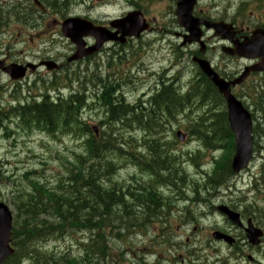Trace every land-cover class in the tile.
Here are the masks:
<instances>
[{"label": "rangeland", "instance_id": "1", "mask_svg": "<svg viewBox=\"0 0 264 264\" xmlns=\"http://www.w3.org/2000/svg\"><path fill=\"white\" fill-rule=\"evenodd\" d=\"M54 1L57 3V5L59 4V2L61 3V1L64 2V0H54ZM93 1L94 0H70L71 5L67 8V10L61 9L62 12L57 13L51 8H46V10H43L42 8L41 9L36 8L32 0H27V1L0 0V9H1L0 23L2 21L1 14L3 13V11L13 10L14 6H19V5L27 6L28 10H30L31 8V10L35 12V14L33 13V17H36L34 18V20L27 22L25 21V19L21 18L20 16L19 18H17L16 14L18 13H14L9 17V23L7 24L4 23L5 26H2L0 24V55L4 54L13 62H17V61L24 62V60H30V61L36 60V62H39L44 60L46 56H51L52 58H60L63 55L66 56L71 51L72 48L70 45L71 42L65 39L60 33L59 22L63 20L61 18L62 13L66 12L67 14L85 15L84 13L88 12L89 13L88 15H90L88 17L94 19H101L103 18L104 14H109L110 16L111 15L120 16L122 13H124V11H128V9H130L129 7L130 0H108V3L113 5L112 6L109 5L103 9L102 7L104 6L92 7L91 3ZM131 1L137 4H139V2L143 3V5H145L146 9L149 11L148 13L149 16L152 17L155 22H157V24L155 23V29L152 33L148 34L141 41H135L134 43L132 42L131 48L135 53H137V55L135 57L132 55H128L125 59H128V61L131 62L126 64L122 62V65H120L121 67H119L120 77L127 80L128 82V85H126L123 88L122 92H124L125 90V93L127 95L126 99L130 103H134L138 97L137 95L141 94L142 89L149 90L152 88L153 82L156 81V79H158L159 77L158 74H161V72L166 70L169 71L171 74H179V73L184 74L186 72V65H189L188 67L193 71L195 70V68L193 67L191 60L187 56H184L185 57L183 59L184 62L181 61L180 63L176 64L175 58L177 55V51L178 53L180 51L177 49L175 50V46L181 45L182 42L179 36V33L182 32V29L178 26L175 15L177 0H156L154 3H149L148 0H145V2L143 0H131ZM243 1L245 0H199V4L197 5L196 11L200 15H207L215 19L219 17L230 19L233 15L234 16L236 15L238 8ZM247 1L250 2V7L248 8V11L258 12L257 10L258 6L256 0H247ZM1 3L4 4L3 8L1 7ZM170 5H172L173 7L170 8ZM228 6L231 9H225V7L227 8ZM10 7L12 8L9 9ZM241 8L242 9L244 8L243 4ZM11 23L12 26L10 27ZM18 33L21 35L20 39L17 38L19 35ZM209 39L213 40V37L210 36ZM18 40L19 42H17ZM204 43L207 44L206 42ZM199 49L201 48H198V50ZM93 59L85 61L82 64L79 63L77 65L70 66V69L65 74L68 76V79L71 81L70 82L71 85L69 86H72V88L74 89H79L82 87H88V86L90 87L93 85L94 83L93 81L87 80L85 78V70L88 67H90L89 74L98 72L97 69H95L94 72L95 61H93ZM134 59L138 61L136 62L134 61ZM97 62L101 63L102 66L101 73L103 77L105 75V72H107V67H105L107 61L106 60L104 61V59L99 58ZM134 62L136 63H135V67L133 66L134 67L133 68L132 65L134 64ZM233 62L236 63L235 61ZM150 73H154V74L158 73V74L153 76ZM51 75L52 74H47V77L45 78L53 81L54 78L50 77ZM147 76L149 77L153 76L155 79H153V77L151 78V80L146 79ZM187 77L188 76L184 78L185 80L183 79V76L179 77V80L180 78L181 80H183L182 82L184 86H186ZM37 79H38L37 76H31L30 80H28L25 84L18 86L17 83L11 81L9 77L1 76L0 79L1 105L4 107H9L10 104L8 103V101L10 99L24 98V97H29L31 95L38 96L41 95L44 91H47L48 89H45L46 87H44V83L41 81L37 82L36 86L34 85V81H37ZM137 82H142V85L137 86ZM48 83L50 84L51 81ZM61 85L66 86L67 81L63 80ZM55 86L58 87L60 85L56 84ZM51 94L53 95V93ZM91 94H93V92ZM156 98L161 99V97H156ZM154 99L155 98L149 101L151 102V105H154ZM88 104L91 106L85 108L83 113L85 116L84 119H86L89 123L91 122L94 126H97L98 122L103 118L102 116L104 112L101 107L98 108L99 105L96 104L94 100L89 101ZM263 106L264 104L262 105V107ZM173 107L177 108L176 105ZM247 108L253 114L255 125L257 127L258 124H260L261 118H264V115L262 113H259L256 110V106L254 105H247ZM5 110L7 109L6 108L3 109L4 115L8 114L9 117L4 119L5 116L3 115V113H1V117H3V119H0L1 121L0 122V170L3 176H5L0 186V200L6 202L13 210V213L16 214L17 211L15 208V203L17 202L16 197L19 194H17L18 192L17 190H15V188L18 187L21 190L28 185V179L25 177V174L32 171H37L38 174L36 175L30 173L29 178L31 177L35 178L36 176H39L42 182L44 183L46 182L48 186L53 187L57 184L58 174L64 171L66 161L73 159V153L80 152L81 147L78 148L80 143L74 140L70 136L56 135L54 133H49L47 131H42L39 129H31V130L23 129L18 121H17L18 124H16V122L14 121L17 120L16 117L14 115H10L11 112H9L8 110L7 111ZM196 110L190 112L188 111L183 115H179L177 118V122H175V125L171 128V132H169L168 138H165L163 142L172 143L174 141L173 139L175 138L173 132H176L177 130H181L183 133L187 135V138H189L191 135L188 127L190 121L194 119H198L199 116L202 115V112L204 111L203 108H198ZM180 112H181V108L178 110V114ZM151 113L157 117L156 119H161L159 117L163 116V114L160 112L156 113L151 110ZM155 113L158 114L159 117ZM115 120L116 119H114V121ZM8 123H10V127L7 129L4 127V125L7 126ZM135 128L136 130L133 132V134L135 137H137L139 145L142 146L140 147L142 148V150L140 148L138 150L135 149V152L138 151L137 153L145 154L146 153L145 147L143 148V145L140 144V142L144 143L143 132H145V130L143 131L141 127H137V126H135ZM155 132L159 135V137L166 135L165 131H162V128L159 127L155 129ZM120 133L121 135L122 134L128 136L131 135V132H126V130H122V129L120 130ZM174 142L176 144V140ZM259 143L261 145H264V143L262 142ZM181 144L178 146V149H181L182 151L188 150L191 154L197 148V143L192 142L190 139H188L186 143H181ZM221 154L222 152H220L218 155ZM211 159L212 158L210 154H206L204 157L201 158V161L202 163H209L210 161H212ZM262 162H263L262 156L257 153L253 159L252 165H250L251 167L249 166V169H247L239 176L230 177L227 182H230L231 184L234 183L239 189H241L242 192H247L250 181L249 179L252 177L253 174H255L257 170H259ZM130 164L132 163L125 162V165L118 166L114 178L116 181L118 180L117 182L120 185L129 184L132 181V177L135 176L143 178L144 180L149 179V176L147 177L146 175H141V171L137 170L135 166ZM186 169L187 171H189L192 177H194L195 179L196 178L200 179L199 176L193 175L196 174L197 172V168L195 166H190L188 164ZM217 186L218 183H214L213 187L217 188ZM217 189L220 191L219 188ZM192 190H193L192 188L186 189L185 186H182L183 194L190 195L191 192L188 191H192ZM242 194L243 193H241L240 195L234 193L232 194L215 193V195L210 197L208 195V192L206 191L202 193L203 197L207 198L204 201L191 199L189 202H186L185 204H180L179 205L180 209H182V205H185V207L191 209V211L193 212L192 216L195 217L194 218L195 220H190L191 222L190 221L185 222L186 225L181 227V229L179 230L181 235V236L179 235V240L181 241V243H185V239H188L187 236L191 237L190 242L199 239L198 235L200 234V231H194L195 229L194 227L197 226L198 224L202 225L205 228L207 227V229L209 228L215 229L216 226H218L217 227L218 229L233 230L232 224L230 223L231 221L222 220L219 217V215H217V213H215L213 210L208 208L207 204L213 202L216 204L226 203L229 205H234L241 201L240 196H242ZM234 197L236 198L234 199ZM254 200L255 197L253 196L251 198L252 203H254ZM256 200L258 206L264 208V194H260L258 198H256ZM248 206H250V204H248ZM241 207L242 210H245L247 206L243 205ZM188 213L186 215H191V212ZM195 214L197 217L195 216ZM198 214L200 217H198ZM254 215L257 214L254 213ZM201 218H203V220ZM174 220H172V224L174 225V228L172 229L169 226V232L171 235H169L170 237L168 236V239L170 238L173 241L178 239L177 237L173 236V234L178 228L176 222L179 221L178 219L177 220L174 219ZM195 221L197 222V224ZM200 221L202 223H200ZM143 227L147 229L146 224H143ZM155 229L157 230L156 226L153 225L152 228L150 229V232L152 234L150 236V239L152 238L154 240L153 235ZM117 232L118 230L115 229L114 236L112 239H113V244L115 245L113 247V252H114L113 255L117 258L118 264L120 263V258L116 256V252L118 251L120 252L122 250H124V253L126 254L125 260H123L125 264H169L168 262L163 260V257H166V254L163 251V247L162 246L153 247L151 245L153 240H150L149 236H147L146 234L137 232V236L136 235L134 236V234H130L127 237L126 235L119 236ZM237 233L239 234L240 232ZM85 235L87 234L82 233L81 231H76V233H72L71 235H65L64 237L40 241L39 242L40 245H38V247L42 245V247L45 248L46 251L48 250V252L51 251L54 254L56 253L58 256H64L66 253L79 256L78 254H80L82 250V246L80 242L83 236ZM138 237L140 238V241ZM44 241L47 243H45ZM174 243L177 242L175 241ZM24 248H25L24 255H35L34 247L32 246L30 247L28 246V244H25ZM150 249L155 251L156 254L154 256H144L145 261L146 260L149 261L146 263L143 260V258H139L138 256L143 255L144 253H146V251H150ZM221 249L223 250L224 254L228 252V248L225 246H222ZM262 252H264V249L262 250V248L260 249V251L257 252L250 251V253H252L251 255L252 256L257 255L258 259L264 258L263 257L264 253ZM227 261L229 264H254V263H249L248 261H247L248 263H245L244 259L243 261H240L239 257L238 259L235 257H230L229 259H227ZM31 263L32 260L24 261V264H31Z\"/></svg>", "mask_w": 264, "mask_h": 264}, {"label": "trees", "instance_id": "2", "mask_svg": "<svg viewBox=\"0 0 264 264\" xmlns=\"http://www.w3.org/2000/svg\"><path fill=\"white\" fill-rule=\"evenodd\" d=\"M45 2L49 5L53 3L54 8L62 9V5L58 4L57 6L55 1L46 0ZM199 74L202 76L200 84L204 83L205 87L208 85L206 89L210 88L208 90L210 99L208 98L209 100H207L210 102L208 105L211 106V108L207 115L213 116L216 113L217 122L215 123L216 125H211L205 120V116L201 115L198 119L191 120L188 127L191 134L190 136L199 140L207 150L219 148L223 151L220 159L216 161L213 176L208 178V180H210V186L213 187L214 183H218L219 185L227 180L229 177L226 176H232L230 175L233 174L230 162L235 150V144L233 134L228 125L224 100L211 81L202 73ZM165 88L164 93L158 96L161 97V99H154V105L151 107L153 110H142L141 115L143 118L141 117L140 119L134 114V118L131 119L129 123L126 122L128 124L127 126L130 127V131L135 125L141 127L142 130L148 131L146 135H144L143 141L144 145H148H146V150L148 151L147 154L151 157L147 154L134 152L136 142L134 137L124 134L121 135V129L130 132L127 126H123L124 121L127 120L126 111H128V107L125 108L123 103H121L114 111L110 103H115L117 101H114L115 99H113L110 92L105 91L104 86H99V90L103 93V99L106 103L104 105L105 107L101 106L103 110L106 109L108 115L107 117L105 115L107 119L105 118L101 125L106 124L107 126L105 125L106 128L100 131L99 135L94 132L90 123L83 121L82 116L79 114L80 106L77 107L80 100L79 95L72 96L70 97L71 99L69 98L68 100L60 99L61 103L59 104L57 102L55 105L48 100L45 101V98H48L46 96L44 99L42 98L39 102L40 104L34 101L36 99H31L33 101L30 102L31 100H29V105L26 107L23 106V104H18L15 108H11L9 112L16 117L23 129L46 130L56 135L70 136L80 143L78 148L81 147V151L74 152L73 159L66 161L64 171L58 174L57 184L53 187L48 186L46 182H42L39 176L29 178L30 173L36 175L38 174L37 171L25 174V177L28 179V185L20 190L19 195L16 197L17 202H14L17 215L14 220L12 239L16 251L5 264H21V258L24 256L25 252V244L31 247L30 243L33 241L40 242L53 239L51 238L52 235H57V238L64 237L65 235H71V231L76 233L75 230L87 234L81 239L83 243L80 242L82 250L81 253L78 254L79 256L71 255L70 253H66L64 256H58L56 253L54 254L51 251L48 252V250L46 251L45 248L41 247L39 249H34L35 255L32 256L35 260L33 264H118L117 258L113 255V247L115 246L112 239L114 236L113 230L128 226L131 227L130 230L139 229L140 227L134 229L136 223L133 224V219H131V217L135 216L137 219L142 220L143 209L140 210L142 214H137L133 209H129L131 208L129 204L132 203L140 208L144 204L145 207H152L154 213H158L159 208L157 203L161 200L158 198L160 194L156 192L157 186H154L152 183L144 185L141 178L137 179L136 182L139 184L135 187H132L133 185L130 184H122L120 186L115 180L114 175L117 172L118 166L124 162L123 159L139 168V171L148 172L152 175L153 180L158 181V183L163 182L165 185H185L186 180L190 181V176L182 165L183 156L175 155L172 152L174 146L169 142L164 143L161 141L164 137H156L155 134L157 133H155V129L157 127L162 128V131H165L167 135V133L171 132V128L175 125V122H177L179 116L178 110L180 108L181 111L185 106L187 110L189 108L192 109V111L196 110L197 105H194L191 101L187 103V96L192 98L197 96L198 99H194L199 102L198 104L204 103L206 99H201L195 92L191 93L192 95H185L183 98L179 95L178 90L174 91L171 87ZM199 90H201V88ZM263 101V98L259 100L261 105L264 104ZM175 105L177 108L173 107ZM151 110L156 113H162L163 116L161 117L155 113L161 119H156L157 117L151 113ZM1 113H3V111L1 112L0 110V119H3ZM167 115L168 117H166ZM4 116L7 117L8 115ZM115 118L122 123L117 131L115 127L118 121H114ZM54 123L55 127H52L51 125ZM63 123L66 125L64 126ZM211 126L214 130H211ZM55 130L58 132H55ZM212 131L213 133H227L228 137H225V139L221 138L223 140H220V138L211 140L209 132L211 133ZM257 133L258 130L256 127V135ZM124 137L127 138V141H124ZM165 138H168V136ZM121 142L126 144V147H124L126 151L124 149L122 150L123 146L120 145ZM117 160L120 161V164ZM160 165L165 171H170V175L166 176L167 172L163 174L160 170ZM100 173L103 175L101 178L98 176ZM260 176L264 177L263 174ZM136 178H138V176L132 177V181ZM65 182L69 183L67 184ZM101 183L104 186L101 185ZM85 188L87 190H85ZM257 189L259 191H264V186ZM118 192L119 194H117ZM115 196L118 198L114 201ZM131 200L133 201L130 203ZM243 202L247 203V201ZM123 206L128 209H124ZM256 211L263 215L260 216L259 221L260 224L264 226V210L258 208ZM247 216H252V214L248 212ZM135 221L137 222L136 219ZM137 232L144 233L142 229ZM134 233H136V231H133L132 234ZM117 234H119V232H117ZM129 235L130 234H128V236ZM125 255L123 250L120 251L119 254L116 252V256L120 258L119 264H125L123 261L125 260ZM69 258L72 259L70 260Z\"/></svg>", "mask_w": 264, "mask_h": 264}, {"label": "bare ground", "instance_id": "3", "mask_svg": "<svg viewBox=\"0 0 264 264\" xmlns=\"http://www.w3.org/2000/svg\"><path fill=\"white\" fill-rule=\"evenodd\" d=\"M27 1V0H26ZM144 2H145V0H143ZM263 1V0H262ZM264 2V1H263ZM30 3V2H29ZM28 4V3H27ZM59 4H61L62 5V9H64V10H67V8L71 5V2H70V0H64V2H62L61 1V3L59 2ZM135 4H137V3H135ZM242 4H243V2L240 4V6H239V8H238V10H237V12H236V15L234 16H232L230 19H227V18H224V17H219V18H217L216 20L217 21H221V20H225V21H232V20H234L235 18H237L240 14H241V12H242V8H241V6H242ZM131 5V4H130ZM58 6V5H57ZM28 7L27 6H25L24 5V9H25V18H28V19H30V20H33L31 17H33V13L35 14V12H33V11H31V8H30V12L31 13H27L28 12V9H27ZM225 9H231L229 6L226 8L225 7ZM262 10H264V6H262ZM235 14V13H234ZM216 21V22H217ZM207 38H209L210 37V35L209 34H207V36H206ZM205 44V43H204ZM206 45V47H204V48H201V49H199L198 50V48L197 47H190L189 49L188 48H185V49H183L181 52H180V55L181 56H187V57H190V56H197L196 54H198V55H200L201 57H204V53H211V55H212V59L216 62L217 61V59H218V57H219V54H218V52H217V50H214V51H212V49L211 48H208V47H210L209 46V44H205ZM208 46V47H207ZM199 51V52H198ZM110 57L106 60L107 62H106V64H105V67H107V72H105V75L102 77V73H101V68H102V66H101V63L100 62H97V60L100 58V57H94V59L93 58H90V59H93V61H95V68H94V72H95V69H97V73H92V74H89L90 73V67H88V68H86V70H85V78L87 79V80H90V81H93L94 83H93V85L92 86H88V87H82V88H79V89H74V88H72V86H67L64 90H62L61 92H59V87H57V86H55V87H52V90H51V93H53L54 92V94H55V97L54 98H52L51 96H52V94H48L49 96H48V98H45V101L46 100H48L50 103H53L54 105L58 102L59 104L61 103L60 102V99H62V100H68L70 97H72V96H77V95H79L80 96V100H79V102H78V105H77V107H79L80 106V110H79V114L82 116V117H85L84 116V110H85V108H87L88 106H91V105H89L88 104V102L89 101H93L94 100V102L96 103V104H98L99 106H98V108H100L101 107V105L103 106V107H105L104 105L106 104L105 102H102L101 100H100V96H99V93H101V91L99 90V86L100 87H102V86H104V88H105V91H107V92H110L111 94H113V93H118V95H119V90L121 89L122 91H123V88L126 86V85H128V82H127V80H125V79H123V78H119L117 75H118V73H119V67H121L120 65H122V62L123 63H130L131 61H128V59H124V58H121V57H117L116 56V51H114V52H112V53H110V55H109ZM185 58V57H184ZM183 58V59H184ZM89 59V60H90ZM183 59H180L179 61H178V63H180L181 61H183L184 62V60ZM204 59L205 60H207L208 62H211L210 60H208V59H206L205 57H204ZM134 61H136L135 59H134ZM138 61V60H137ZM136 61V62H137ZM136 62H134V64L132 65V67L134 66L135 67V63ZM177 63V64H178ZM212 63V62H211ZM187 64V63H186ZM189 65H186V72L184 73V74H182V73H179V74H171L169 71H163V72H161V74H158V73H156V74H158V78H162V80H161V82H159L158 84H159V88H151V89H149V90H145V89H142L141 91V94H138L137 96V99H136V101L134 102V103H130L126 98L127 97H124V95H122V97L121 96H119V97H113V99H115L114 101H117L118 99V101L117 102H115V103H110V105H112L111 107L113 108V110L114 109H116V107L117 106H120V104L121 103H124V107L125 108H127V106H128V111H126L127 112V120L126 121H124V123H123V126H127L128 124L127 123H129L130 121H131V119H133L134 118V114H135V116L137 115V117L138 118H140L141 119V117H142V115H141V111L142 110H145V109H152V108H150V107H148V106H142V103L143 102H149L151 99H153V98H156V97H158L159 95H161V93L163 94L164 93V91H165V87H171V88H173V90L175 91V90H181L182 89V87L180 86V82H178V79H177V77H182L183 76V78H185L186 76H188L187 77V83H186V85L187 86H190V87H195V88H201V90H196L195 91V93H197L198 94V97H201V99H208L209 98V89H206V87L208 86H206L205 87V84L204 83H202V84H200L201 83V81H202V76H201V74H197V73H195V72H192L193 70H191L189 67H188ZM133 67V68H134ZM147 68V67H146ZM149 72V71H148ZM254 72H261V71H258V70H256V71H254ZM151 75H153V76H155L156 74H154V73H150ZM161 75V76H160ZM152 76V77H153ZM152 77H149V76H147V78L146 79H150L151 80V78ZM247 78V77H246ZM153 79H155L154 77H153ZM181 79V78H180ZM206 79V78H205ZM207 80V79H206ZM131 81H132V79H131ZM183 81V80H182ZM209 82V81H208ZM130 83V82H129ZM153 84H154V82H153ZM208 84V83H207ZM142 85V82H137V86H141ZM230 87L231 88H234L235 86L233 85V84H230ZM214 88V87H213ZM101 90H102V88H101ZM258 90L259 91H261V92H263L264 93V84H260L259 86H258ZM91 91V92H90ZM93 92V94H91ZM203 92V93H202ZM22 94V93H21ZM190 95V94H189ZM192 95V94H191ZM185 97V96H184ZM183 97V98H184ZM50 98H51V100H50ZM195 98H197V96H195ZM263 99H264V95H263V97H262ZM44 99V98H43ZM71 99V98H70ZM187 103H190V101L194 104V105H197V108H203V112H202V115H204L205 116V120L209 123V124H215L216 122H217V114L215 113L213 116H208L207 114H208V111L210 110V108H211V106H209L208 104H204V103H202V104H198L199 102H197L195 99H194V97L192 98V97H188L187 96ZM198 99V98H197ZM210 99V98H209ZM208 99V100H209ZM61 100V101H62ZM104 100V99H103ZM205 100V101H206ZM213 100H214V98H213ZM33 100H31L30 102H32ZM34 101H36V100H34ZM44 101V102H45ZM84 101H85V103H84ZM29 101H26V102H24V104H23V106H27V105H29V103H28ZM202 102H204V101H202ZM264 102V101H263ZM1 103V102H0ZM37 103H39V102H37ZM208 103H210V102H208ZM40 104V103H39ZM109 104V103H108ZM214 104V103H213ZM218 104V103H217ZM217 104H215V105H217ZM19 105H21V104H19ZM187 105V104H186ZM193 105V106H194ZM263 105V104H262ZM152 106V105H151ZM213 106V105H212ZM219 106V105H218ZM221 107V106H220ZM124 108V109H125ZM192 108H194V107H192ZM7 109V108H6ZM248 109V108H247ZM0 110H1V112L3 111V109L2 108H0ZM153 110V109H152ZM186 110H187V107L185 106L184 108H183V110L178 114V115H183L184 113H186ZM192 110V109H191ZM256 110L259 112V113H262L263 115H264V111L262 110V109H260L259 107H257L256 106ZM5 111H7V110H5ZM115 111V110H114ZM117 111V110H116ZM125 111V110H124ZM200 111H202V110H200ZM216 111V110H215ZM220 111H222V110H220ZM220 111H219V113H220ZM248 111H249V113H250V115H251V118H252V121H253V123L255 124V121H254V116H253V114L251 113V111L248 109ZM20 112V111H19ZM188 112V111H187ZM196 112H197V110H196ZM117 113V112H116ZM116 113H114V114H116ZM120 113H121V111H120ZM125 113V112H124ZM193 113V112H192ZM3 114H4V112H3ZM6 114V113H5ZM112 114H113V112H112ZM211 114V113H210ZM8 115V114H7ZM10 115H12V114H10ZM17 116V115H16ZM121 116H122V114H121ZM9 117V115L7 116V117H5L4 119H6V118H8ZM120 117V116H119ZM67 118H69V117H67ZM70 118H71V116H70ZM124 118V117H123ZM143 118V117H142ZM72 119V118H71ZM116 119V118H115ZM262 119H264V118H261V120H260V124H258V126H257V130H258V133H257V142L259 141V142H262V143H264V120H262ZM70 120V119H69ZM68 120V121H69ZM117 120V119H116ZM6 122H7V120H6ZM72 122V121H71ZM127 122V123H126ZM144 122H146V121H144ZM59 123V122H58ZM58 123H56V124H58ZM61 123V122H60ZM65 123V122H64ZM64 123H63V125H64ZM105 123V122H104ZM113 123V122H112ZM117 123V122H116ZM136 123V122H135ZM70 124V123H69ZM121 121H118V124L116 125V127H115V130L117 131L119 128H120V126H121ZM207 124V123H206ZM55 125V123L53 124V125H51L52 127ZM66 125V124H65ZM64 125V126H65ZM68 125V124H67ZM106 125V124H105ZM109 125V124H108ZM216 125V124H215ZM56 126H58V125H56ZM60 126V125H59ZM107 126V125H106ZM135 126H137V127H139L138 125H135ZM35 127V126H34ZM55 127V126H54ZM71 127H73V126H71ZM70 127V128H71ZM109 127V126H108ZM114 127V126H113ZM128 127V126H127ZM49 128V127H48ZM106 128V127H105ZM51 129V128H50ZM61 129V128H60ZM112 129V128H111ZM53 130V129H52ZM51 130V131H52ZM72 130V129H71ZM128 130L130 131V127H128ZM211 130H214L213 128H212V126H211ZM57 130H55V132H56ZM60 131V130H59ZM108 131V130H107ZM115 131V132H116ZM58 132V131H57ZM115 132H113V133H115ZM148 131H145V132H143V133H147ZM101 134H102V132H101ZM108 134V133H107ZM209 134H210V139L211 140H213V139H216V138H220V140H223V139H221V138H224L225 139V137H228V135H227V133H223V132H221V133H213V131L210 133L209 132ZM112 136V135H111ZM214 137V138H213ZM108 138V137H107ZM115 138V137H114ZM136 140V139H135ZM124 141H127V138L126 139H124ZM223 142V141H222ZM258 142V146H257V148H256V150H255V153H254V157L256 156V154L258 153V154H260L261 156H262V158H263V162H262V164H261V166H260V168H259V170H258V172L260 173L261 172V174H263L264 175V145H261L260 143ZM215 143H218V142H215ZM110 144V143H109ZM129 144V143H128ZM121 146H123V148H122V150L124 149L125 151H126V149L124 148V147H126V144H123L122 142H121V144H120ZM119 145V146H120ZM147 145V144H146ZM172 145V144H171ZM109 146V145H108ZM148 146V145H147ZM105 147H106V145H105ZM116 148V147H115ZM131 148V147H130ZM144 148V147H143ZM149 148H150V146H149ZM119 149V148H118ZM137 149V148H136ZM141 150H142V148H140ZM218 148H215V150H217ZM131 150V149H130ZM116 151V150H115ZM120 151V150H119ZM134 152H135V150H134ZM129 154H130V152H129ZM148 156H149V154H147ZM145 156V155H144ZM111 157H112V155H111ZM149 157H151V156H149ZM109 159V158H108ZM188 159H190V160H192V161H197V158L195 157V156H189L188 157ZM112 160V159H111ZM122 160V159H121ZM124 160V159H123ZM139 160V159H138ZM152 160V159H151ZM110 161V160H109ZM119 160H117V162H118ZM144 161V160H143ZM135 162V161H134ZM151 162V161H150ZM144 163V162H143ZM148 163V162H147ZM116 164V163H115ZM119 164H120V161H119ZM230 164H231V162H230ZM112 165V164H111ZM127 165V164H126ZM120 166V165H119ZM160 167V170H161V172L163 173V174H166V172H167V174H166V176L167 175H170V171H168V170H164L163 169V167L160 165L159 166ZM98 168V167H97ZM152 168H154V167H152ZM180 168H181V166H180ZM154 170V169H153ZM87 171V170H86ZM116 171V170H115ZM119 171V170H118ZM156 171V170H155ZM184 171V170H183ZM104 172V171H103ZM102 172V173H103ZM120 172H122V171H120ZM185 172V171H184ZM91 175V174H90ZM102 174L100 173V174H98V176L101 178V177H103V175L101 176ZM230 175H232V174H230ZM130 176H132V175H130ZM237 176H239V175H237ZM115 177V176H114ZM228 177H230V176H228ZM119 178V177H118ZM191 178H192V176H190L189 177V179L191 180ZM258 178H260V179H258ZM67 179V178H66ZM113 179V178H112ZM124 179V178H123ZM127 179V178H126ZM64 181V180H63ZM105 181V180H104ZM114 181V180H113ZM118 181V180H117ZM122 181V180H121ZM120 181V182H121ZM228 181V180H227ZM227 181H225V182H223V185H225V186H227L228 188L226 189L227 191L228 190H232V191H237V190H235V189H233V188H235L236 187V185L233 183V184H231L230 182H227ZM250 181H251V183H252V186L254 187V188H259V187H263L264 186V177H262V176H260V177H258V176H254V174L252 175V177L250 178ZM128 182V181H127ZM126 182V183H127ZM175 182V181H174ZM65 183H69V182H65ZM107 184H109V183H107ZM106 184V185H107ZM186 184H188V186H190V184H191V181H189V180H186ZM185 184V185H186ZM101 185H103L102 183H101ZM185 185H176V187L177 188H180L181 190H182V186H185ZM104 186V185H103ZM112 186H114V185H112ZM111 186V187H112ZM121 186V185H120ZM108 187V186H107ZM116 187H117V185H116ZM186 187V189H187V186H185ZM218 187H220L221 189H225V187L224 186H222V185H218ZM232 187V188H231ZM105 188H106V186H105ZM110 188V187H109ZM124 188V187H123ZM107 189V188H106ZM127 189H128V187H127ZM132 189V188H131ZM15 190H17V194H19V192H20V188H18V187H16L15 188ZM85 190H87L86 188H85ZM133 190H135V189H133ZM154 190V189H153ZM210 189H195V188H193V190L192 191H188V192H191L190 193V195L189 194H183V193H180V192H175L172 196H169V197H167V198H165V199H163V200H159L158 201V203H157V205H158V207H159V212L158 213H154L153 212V210H152V207H150V206H148V207H145L144 206V204H143V206L141 207V209H143V211H142V213H140V211L138 210V207L136 206V205H134V204H129L130 206H131V209H133L137 214L139 213V214H142V216H146V215H148V217L149 218H142V220H139V219H137L135 216H132L131 217V219H133V224H135L136 223V225L134 226V229L135 228H139V229H135V230H130V228L131 227H122V228H118L117 230H118V232H119V236L120 235H127L128 236V234H132L133 233V231H136V233H134V236L136 235L137 236V231L138 230H140V229H142L143 231H144V234H146L147 236H149V239H150V236L152 235L151 234V232H150V229L152 228V226L153 225H155L156 226V228H157V230L155 229V232H154V240L151 238L150 240H153L152 241V246L153 247H155V246H168L167 245V243H168V236L169 235H171L170 234V232H169V223H170V221H169V217H171L172 215H173V213L175 212V209H177V207L180 205V204H184V203H186V202H189L191 199H197L198 198V200H200V201H204L205 199H207V198H205V197H203V195H202V193L203 192H208ZM241 190V189H240ZM129 191V190H128ZM132 191V190H131ZM139 191V190H138ZM149 191V190H148ZM155 191V190H154ZM130 192V191H129ZM157 192V191H156ZM141 193V192H140ZM146 193V192H145ZM215 193H222V191L220 190H218L217 188H215L214 190H211V192H208V195L211 197V196H213V195H215ZM230 193V192H229ZM16 194V195H17ZM117 194H119V192L117 193ZM123 194V193H122ZM150 194V193H149ZM124 195V194H123ZM127 195V194H126ZM240 195V194H239ZM238 195V196H239ZM142 196V195H141ZM157 196V195H156ZM126 197V196H125ZM158 197V196H157ZM116 198H118V197H114V201L116 200ZM124 198V197H123ZM156 198V197H155ZM159 198V197H158ZM236 197H234V199H235ZM239 198V197H238ZM87 199V198H86ZM232 199V198H231ZM135 202V201H134ZM235 202V201H234ZM238 202V201H237ZM130 203H131V201H130ZM141 204V203H140ZM149 204V203H148ZM117 205V204H116ZM205 205V204H204ZM238 205H240V206H248V204L247 203H245L244 204V202H243V200H241L239 203H238ZM119 206V205H118ZM123 208L124 209H128L127 207H125V206H123ZM245 208V207H244ZM130 209V208H129ZM206 209V208H205ZM209 210V209H208ZM208 210H206V211H208ZM206 211H204V212H206ZM211 211V210H210ZM188 212H191V215H186V216H184V221L185 222H189L190 220H195L194 219V217L192 216V211H191V209H186V213H188ZM203 212V213H204ZM189 214V213H188ZM197 214V213H196ZM196 214H195V216H196ZM182 215V214H181ZM137 220V222L135 221V219ZM166 217L167 218H169V219H167V220H165L166 219ZM197 217V216H196ZM198 217H200L199 216V214H198ZM256 217L257 218H260V215L259 214H257L256 215ZM65 218V217H64ZM202 220H203V218H201ZM261 219H262V217H261ZM197 220V219H196ZM199 220H200V218H199ZM52 222V221H51ZM191 222V221H190ZM196 222V221H195ZM54 223V222H53ZM121 223V222H120ZM200 223H202L201 221H200ZM204 223V222H203ZM143 224H146L147 225V229H145L144 227H143ZM188 224V223H187ZM196 224H197V222H196ZM207 224V223H206ZM205 224V225H206ZM209 225V224H208ZM199 226H201V225H199ZM205 228V227H204ZM207 228V227H206ZM213 228V227H212ZM210 229V228H209ZM61 230V229H60ZM71 230V229H70ZM69 230V231H70ZM202 230V229H201ZM68 231V230H67ZM115 230H113V232H114ZM66 232V231H65ZM75 232H76V230H75ZM142 232V231H141ZM51 233V232H50ZM62 233V232H61ZM71 233H74L73 231H71ZM83 233H85V232H83ZM68 234V233H67ZM78 234V233H77ZM80 234V233H79ZM65 235V234H64ZM90 235V234H89ZM77 236V235H76ZM81 236V235H80ZM73 237H75V236H73ZM84 237V236H83ZM132 237V236H131ZM139 237H140V235H139ZM138 237V238H139ZM146 237V236H145ZM170 237V236H169ZM51 238H57V235H52L51 236ZM77 238V237H76ZM75 238V239H76ZM92 238V237H91ZM90 238V239H91ZM93 239V238H92ZM77 240H79V239H77ZM85 240V239H84ZM128 240V239H127ZM139 241H140V238H139ZM143 241V240H142ZM146 241V240H145ZM144 241V242H145ZM45 242V241H44ZM89 242V241H88ZM134 242V241H133ZM175 242V241H174ZM45 243H47V242H45ZM79 243V242H78ZM81 243H83V241L81 242ZM107 243V242H106ZM31 244V246L32 247H34L35 249H38V248H41L42 247V245L40 246V247H38V245H40L39 244V241H33V242H31L30 243ZM109 244V243H108ZM120 245V244H119ZM121 246V245H120ZM108 247V246H107ZM111 248V247H110ZM117 248V247H116ZM160 248V247H159ZM194 248V247H193ZM88 249V248H87ZM119 249V248H118ZM123 249V248H122ZM122 249H120V250H122ZM197 250H199L198 248H196ZM201 249V248H200ZM118 251V250H117ZM124 251V250H123ZM119 252V251H118ZM193 252H195V251H193ZM122 253V252H121ZM196 253V252H195ZM262 253H264V252H262ZM202 254V253H201ZM200 254V255H201ZM70 255V254H69ZM199 255V256H200ZM202 256V255H201ZM123 257V256H122ZM127 257H129V256H127ZM197 257V256H196ZM66 258V257H65ZM65 258H64V260H65ZM193 258H195V256L193 257ZM70 259V258H69ZM72 259V258H71ZM70 259V260H71ZM130 259V258H129ZM201 259V258H200ZM128 260V259H127ZM61 264V263H60Z\"/></svg>", "mask_w": 264, "mask_h": 264}, {"label": "water", "instance_id": "4", "mask_svg": "<svg viewBox=\"0 0 264 264\" xmlns=\"http://www.w3.org/2000/svg\"><path fill=\"white\" fill-rule=\"evenodd\" d=\"M196 0H183V2L178 3L177 14L179 15V20L183 23L188 29L192 31L189 27V23L193 22L196 29H199L200 20L193 19L191 16L192 8ZM127 19L122 21L121 31L125 35H139L140 32L146 28V26H141L143 23L142 15L140 11L133 12L130 14ZM203 22V21H202ZM187 23V24H186ZM207 27H214L216 34L221 35L223 38H228L230 26L221 22V23H208L204 22ZM63 33L71 39L79 48V55L82 57L88 53L99 49V46L96 45L94 48L85 49L84 43H82V37L84 35L93 34L98 37L101 43L106 40L115 39L99 28H94L91 23L82 22L76 19H69L64 22L62 27ZM192 39H195V36L192 35ZM100 43V44H101ZM248 43V42H247ZM242 43L239 44L237 52L241 56L256 57L261 56V50L264 49V43L255 42V43ZM243 47H246L243 49ZM202 70L213 80L217 85L219 90L225 95L228 103V114H229V123L232 130L236 136V153L233 158L232 168L234 172H239L241 169L245 168L252 157L253 147H252V118L249 111L244 108L242 103L234 98L230 93V83L226 82L210 67V64L207 61H199ZM0 62V68L2 66ZM4 71L8 72L12 78L18 79L24 76L26 67L19 65H10L3 68ZM243 79L233 82L236 84ZM180 138L183 139V136L179 134ZM1 181V178H0ZM228 216L233 222L240 224L239 214L229 211L227 208H224ZM13 229V214L11 209L7 204L0 201V264H2L12 253L13 249L10 247L11 237ZM248 238L252 244L259 243V236L262 235V230L254 228L252 224H249ZM220 233H215V236L218 238ZM228 239L229 242L232 241L230 237L224 236Z\"/></svg>", "mask_w": 264, "mask_h": 264}, {"label": "flooded vegetation", "instance_id": "5", "mask_svg": "<svg viewBox=\"0 0 264 264\" xmlns=\"http://www.w3.org/2000/svg\"><path fill=\"white\" fill-rule=\"evenodd\" d=\"M54 1V0H51ZM131 5H136L135 2L133 1H129ZM3 3H1V7L3 8ZM54 4L51 3V6H53ZM100 6H105L100 5ZM12 7H10L9 9H11ZM1 10V9H0ZM33 11V10H31ZM13 12V13H12ZM34 12V11H33ZM263 14H264V10H262ZM2 13V12H1ZM14 13H18L16 14L17 18H19V16L23 19H25V21L29 22L31 21L28 18H25V9H24V5H19V6H14L13 10H5L3 11V13L1 14L2 16V21H1V25L5 26V24L9 23V17L11 15H13ZM31 13L30 10H28V14ZM33 20L36 17H31ZM5 23V24H4ZM255 28H262L264 29V18L260 19L259 22H256L255 24L253 23L252 25L246 26L244 28V26L241 27V29L239 31H237V37L240 38L241 40L245 37H248L251 32L255 29ZM229 45H231L230 43H228ZM195 47V46H192ZM212 51L216 50L215 47H211ZM199 52V51H198ZM212 53V52H211ZM211 53H204V57L208 60H210L212 63H215V61L212 59V55ZM94 58V57H92ZM89 60V59H88ZM86 60V61H88ZM241 62L244 63V68L245 69L248 64H254L256 62H260V60H246V59H240ZM248 62V63H247ZM220 70H222V72H224V74L228 77H230V79L232 77L237 76L242 69H240L239 71L237 69H232L231 71L227 72L226 68L222 69L220 68ZM252 73V72H250ZM254 73H258V72H254ZM255 77H261V79L263 80L264 77V73H259V74H250L246 80H245V85L249 83V81ZM162 78H158L156 79V81H154V84H152L153 88H159V82H161ZM242 88V86H241ZM240 87L235 86L234 89L237 91L241 90ZM243 89V88H242ZM113 97H119L118 93H113L111 94ZM100 96V100L102 102H104L103 100V93H99ZM142 218H149L148 215L146 216H142ZM170 218V217H169ZM166 217L165 220L169 219ZM179 230V229H177ZM200 231V234L198 235L197 240H194L195 243H193L192 247H194V251L190 256H186V259L184 260V256L183 254L179 253L175 256L168 254L165 259L167 260L166 262H168L169 264H229L226 258H230V257H235L238 259H240V261H243V259L245 260V263H247L248 259L250 258L249 253H247V250L249 249V245L247 243H240V244H234V245H228L226 243L223 242H219V244H215V242H210V243H202V241H205L204 236L208 235V233L204 232L203 230H198ZM191 238L187 239V242L190 241ZM197 241H199V243H197ZM212 241V240H211ZM168 248L172 251H178L179 248L186 247L188 245L186 244H181L178 245L177 243H174V241L172 239L169 238L168 240ZM222 246H225L229 249V253L226 252V254L223 253V250L221 249ZM196 248H198L199 250H197ZM201 248V249H200ZM202 253V254H201ZM202 256H201V255ZM200 255V256H199ZM195 256V258H193ZM197 256V257H196ZM201 258V259H200ZM251 260H253L252 258H250ZM258 259V258H257ZM255 259L254 261L257 262V264H263V261L261 260H257Z\"/></svg>", "mask_w": 264, "mask_h": 264}]
</instances>
